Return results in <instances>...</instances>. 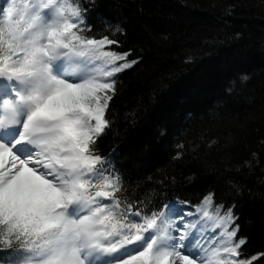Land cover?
<instances>
[{"label":"snow or ice","instance_id":"obj_1","mask_svg":"<svg viewBox=\"0 0 264 264\" xmlns=\"http://www.w3.org/2000/svg\"><path fill=\"white\" fill-rule=\"evenodd\" d=\"M97 9L0 0V264H264L214 193L162 206L127 194L100 142L121 74L144 57L120 50V24L101 16L96 34Z\"/></svg>","mask_w":264,"mask_h":264},{"label":"trees","instance_id":"obj_2","mask_svg":"<svg viewBox=\"0 0 264 264\" xmlns=\"http://www.w3.org/2000/svg\"><path fill=\"white\" fill-rule=\"evenodd\" d=\"M96 2V34L101 16L120 24V50L144 57L121 74L100 142L127 194L162 206L214 193L236 205L246 253H264V0Z\"/></svg>","mask_w":264,"mask_h":264}]
</instances>
